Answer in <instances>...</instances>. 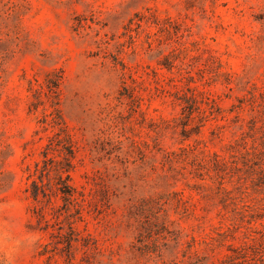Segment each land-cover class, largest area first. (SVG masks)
Masks as SVG:
<instances>
[{"label":"rangeland","instance_id":"374dc122","mask_svg":"<svg viewBox=\"0 0 264 264\" xmlns=\"http://www.w3.org/2000/svg\"><path fill=\"white\" fill-rule=\"evenodd\" d=\"M0 264H264V0H0Z\"/></svg>","mask_w":264,"mask_h":264}]
</instances>
